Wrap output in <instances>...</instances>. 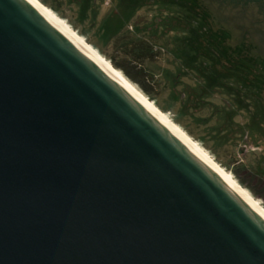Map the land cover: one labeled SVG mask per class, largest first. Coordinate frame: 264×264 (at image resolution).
Returning <instances> with one entry per match:
<instances>
[{
	"label": "water",
	"instance_id": "water-1",
	"mask_svg": "<svg viewBox=\"0 0 264 264\" xmlns=\"http://www.w3.org/2000/svg\"><path fill=\"white\" fill-rule=\"evenodd\" d=\"M0 264H264V222L24 0H0Z\"/></svg>",
	"mask_w": 264,
	"mask_h": 264
},
{
	"label": "rangeland",
	"instance_id": "rangeland-1",
	"mask_svg": "<svg viewBox=\"0 0 264 264\" xmlns=\"http://www.w3.org/2000/svg\"><path fill=\"white\" fill-rule=\"evenodd\" d=\"M44 1L264 204V1Z\"/></svg>",
	"mask_w": 264,
	"mask_h": 264
},
{
	"label": "bare ground",
	"instance_id": "bare-ground-1",
	"mask_svg": "<svg viewBox=\"0 0 264 264\" xmlns=\"http://www.w3.org/2000/svg\"><path fill=\"white\" fill-rule=\"evenodd\" d=\"M54 29L62 34L85 58L118 85L139 104L157 123L176 138L200 163L213 172L224 185L264 222V206L255 199L215 158L163 111L147 94L133 84L87 38L76 30L66 18L60 16L41 0H24Z\"/></svg>",
	"mask_w": 264,
	"mask_h": 264
},
{
	"label": "trees",
	"instance_id": "trees-1",
	"mask_svg": "<svg viewBox=\"0 0 264 264\" xmlns=\"http://www.w3.org/2000/svg\"><path fill=\"white\" fill-rule=\"evenodd\" d=\"M43 3H45L46 5H48L44 0H41ZM232 1H234V2H236V3H239V2H241V3H243L244 4V2H248V0H232ZM255 1V0H254ZM260 1H264V0H259V2ZM49 6V5H48ZM51 9H53L55 12H57V10L56 9H54L52 6H49ZM58 13V12H57ZM59 14V13H58ZM60 15V14H59ZM61 16V15H60ZM63 17V16H62ZM75 28V27H74ZM76 29V28H75ZM77 30V29H76ZM83 35V34H82ZM88 40V39H87ZM89 41V40H88ZM90 42V41H89ZM91 43V42H90ZM95 46V45H94ZM96 47V46H95ZM97 48V47H96ZM98 49V48H97ZM99 50V49H98ZM100 51V50H99ZM101 52V51H100ZM101 54L102 55H104L102 52H101ZM105 56V55H104ZM106 57V56H105ZM107 58V57H106ZM117 69H119V70H121L120 68H119V66L116 64V63H113L109 58H107ZM122 71V70H121ZM123 72V74L133 83V84H135V86H137L140 90H142L138 85H137V83L136 82H134L133 80H135L131 75H130V73L129 72H127V71H122ZM131 78V79H130ZM143 91V90H142ZM144 92V91H143ZM145 93V92H144ZM146 94V93H145ZM151 98V97H150ZM152 100H154L153 98H151ZM155 101V100H154ZM156 102V101H155ZM158 105V104H157ZM159 106V105H158ZM160 107V106H159ZM161 108V107H160ZM162 109V108H161ZM163 110V109H162ZM163 111H165V110H163ZM165 112H167V111H165ZM174 120V119H173ZM176 123H178L176 120H174ZM179 124V123H178ZM180 125V124H179ZM181 126V125H180ZM182 127V126H181ZM186 131V130H185ZM187 132V131H186ZM188 133V132H187ZM189 134V133H188ZM191 135V134H190ZM192 136V135H191ZM193 137V136H192ZM194 138V137H193ZM194 140H196L197 142H199L200 143V145L201 146H203L204 148H206L204 145H202V143L199 141V140H197L196 138H194ZM207 149V148H206ZM207 151L209 152V150L207 149ZM212 156H213V154L211 153V152H209ZM214 157V156H213ZM215 158V157H214ZM215 160L217 161V159L215 158ZM219 162V161H218ZM220 163V162H219ZM221 164V163H220ZM222 165V164H221ZM234 175V174H233ZM234 178L255 198V199H257V200H259L260 202H261V204L264 206V204H263V202L261 201V199L260 198H258V197H256L252 192H251V190L248 188V187H246L245 185H243V183H241L239 180H238V178L234 175Z\"/></svg>",
	"mask_w": 264,
	"mask_h": 264
}]
</instances>
